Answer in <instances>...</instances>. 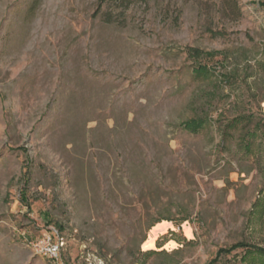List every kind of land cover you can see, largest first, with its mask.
I'll return each mask as SVG.
<instances>
[{
	"label": "rangeland",
	"instance_id": "obj_1",
	"mask_svg": "<svg viewBox=\"0 0 264 264\" xmlns=\"http://www.w3.org/2000/svg\"><path fill=\"white\" fill-rule=\"evenodd\" d=\"M263 4L0 0V264H264Z\"/></svg>",
	"mask_w": 264,
	"mask_h": 264
},
{
	"label": "trees",
	"instance_id": "obj_2",
	"mask_svg": "<svg viewBox=\"0 0 264 264\" xmlns=\"http://www.w3.org/2000/svg\"><path fill=\"white\" fill-rule=\"evenodd\" d=\"M263 7H264V4H263ZM188 54L191 58L198 60V61L203 59V58H214L217 55L223 56L222 61L226 60V57H225L226 52L225 51H211V52H209V51H205V50L198 48V47H192V48L188 49ZM193 70H194L195 74H197L201 77L210 78L213 76V68L208 66V65H204L200 62L196 67H194ZM230 77H231V75H227L226 81H228V79ZM213 92L203 89V90L197 91L195 95L199 96V97L206 98V100L207 99L210 100V99H212V96L214 94ZM206 122L207 121H206V119H204V117L197 116L195 118H191V119L183 122L182 126L188 132L198 133L200 130H202L205 127ZM256 126L264 132V115H263L262 119L256 124ZM252 134H253V132L250 133V135H252ZM245 138H246V136H245ZM246 139H248V138H246ZM247 142H248V140H247ZM247 144H249V143H247ZM158 221H156V222H158ZM239 248H244V249H246L247 252L252 251V249L250 248V245L247 242L239 241L237 243L230 245L229 247L220 248L217 255L220 256L222 254H230L231 252H233L234 250L239 249Z\"/></svg>",
	"mask_w": 264,
	"mask_h": 264
},
{
	"label": "built area",
	"instance_id": "obj_3",
	"mask_svg": "<svg viewBox=\"0 0 264 264\" xmlns=\"http://www.w3.org/2000/svg\"><path fill=\"white\" fill-rule=\"evenodd\" d=\"M51 240V237H45L44 239H39L32 243V246L38 253L48 255L52 258H58L60 246L52 243Z\"/></svg>",
	"mask_w": 264,
	"mask_h": 264
}]
</instances>
